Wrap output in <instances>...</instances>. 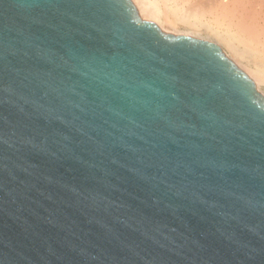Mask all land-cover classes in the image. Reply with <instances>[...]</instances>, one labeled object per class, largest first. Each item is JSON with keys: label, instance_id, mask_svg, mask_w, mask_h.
<instances>
[{"label": "water", "instance_id": "water-1", "mask_svg": "<svg viewBox=\"0 0 264 264\" xmlns=\"http://www.w3.org/2000/svg\"><path fill=\"white\" fill-rule=\"evenodd\" d=\"M0 264H264V94L131 0H0Z\"/></svg>", "mask_w": 264, "mask_h": 264}, {"label": "bare ground", "instance_id": "bare-ground-1", "mask_svg": "<svg viewBox=\"0 0 264 264\" xmlns=\"http://www.w3.org/2000/svg\"><path fill=\"white\" fill-rule=\"evenodd\" d=\"M131 1L140 18L155 21L159 26L158 21L163 32H168L165 26L167 24L169 26L173 21L197 26L204 19L203 23H208L218 37H221L233 58L235 56L240 59L264 62V0ZM161 15L165 18L164 23L160 19ZM171 16L174 18L171 19ZM246 62L249 63V61ZM257 62L252 63L253 66L256 65L254 70L249 69V71L253 70L250 71L249 77L256 87L259 83L264 84V67H261V63L257 65Z\"/></svg>", "mask_w": 264, "mask_h": 264}, {"label": "rangeland", "instance_id": "rangeland-1", "mask_svg": "<svg viewBox=\"0 0 264 264\" xmlns=\"http://www.w3.org/2000/svg\"><path fill=\"white\" fill-rule=\"evenodd\" d=\"M172 17V16H171ZM208 17V16H207ZM174 17H172L171 19H173ZM160 19H162L163 23L165 22V18L161 15ZM208 19V18H207ZM205 20L203 19V21L198 24L197 26H190L188 24H185L181 21H173V23H171L169 26H167L166 24V28H168V32L170 33H185V34H189L195 37H200V38H204L210 41H213L214 43L218 44L223 52L239 67L241 68L248 76H251V72L254 70V67L252 63H256L257 60H246V59H240V58H236L234 56V58L232 57L231 52L229 51V49L227 48V46L224 44V42L220 39L221 37L217 35V33L208 26V23L206 24L203 23ZM209 21V19H208ZM155 22V21H154ZM156 23V22H155ZM157 23L160 26V23L157 21ZM263 24V23H262ZM164 25V24H163ZM161 27V26H160ZM244 60V61H243ZM246 61H249L246 62ZM248 63V64H247ZM261 62H257V65H259ZM263 63V64H262ZM261 63V67H264V62ZM252 64V65H251ZM253 67V68H252ZM249 69H253L250 70ZM257 89L264 94V84L263 83H259L257 84Z\"/></svg>", "mask_w": 264, "mask_h": 264}]
</instances>
